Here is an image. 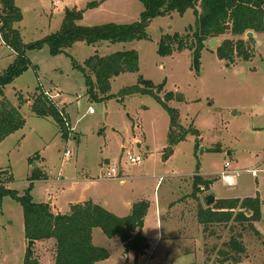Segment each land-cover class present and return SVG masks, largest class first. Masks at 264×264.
Here are the masks:
<instances>
[{
    "label": "rangeland",
    "instance_id": "374dc122",
    "mask_svg": "<svg viewBox=\"0 0 264 264\" xmlns=\"http://www.w3.org/2000/svg\"><path fill=\"white\" fill-rule=\"evenodd\" d=\"M92 1L98 5L87 8ZM15 4L22 14V20L15 26L24 43L58 31L66 9L83 10L78 23L92 26L138 21L144 8L140 0H15ZM193 23L194 15L188 9L182 16L172 13L153 18L146 29L147 39L102 41L94 45L76 41L55 55L50 54L46 44L41 49H29L25 54L30 66L3 87L4 96L11 104L18 103V93L28 100V104L20 107L25 124L0 142V183L5 187L23 194L30 186L32 200L42 202L59 194L69 184L68 179L98 177L90 191L95 189L99 199L118 216L130 212L129 207L125 208L128 201H151L144 233L151 238L148 251L153 253V260L150 262V253L146 252L135 261L134 251H126L125 243L118 237H108L100 228H95L93 244L108 252L105 260L95 264H181L183 261L222 264L218 259L219 250L237 233L245 248L239 264H264L263 202L260 219L253 222V228L233 222L211 225L202 236L193 239L194 251L164 257L168 247L177 252L192 244L184 236L182 223L186 217L197 220L198 202L191 196L197 162L198 173L204 178L215 179L211 188L200 196L203 193H213L218 198L258 195L264 199V33L252 35L254 44L246 35L241 37L249 43L251 58L248 61L237 56L233 60L219 59L216 55V47L225 38L235 41L238 36L223 34L213 38L217 44L211 45V39L205 41L197 74L192 67L190 46L193 38L188 29ZM175 32L184 37L186 48L179 51L173 44L170 55H160L157 48L161 36ZM130 49L138 53L139 70L114 77L108 97L95 89V98H92L73 60L83 64L94 54L104 56ZM14 57L12 50L0 39V74ZM138 75L150 80L154 89L164 82L159 92L161 98L166 92L182 94V101L172 99L167 103L178 110L180 124L195 128L199 136L188 133L184 140L169 145V115L161 104L149 94L121 93L123 88L136 83ZM37 86L59 109L64 106L63 110L69 114V139L61 137L57 124L50 117H39L31 111ZM196 143L199 144L197 148ZM123 148L140 155L141 162L130 163ZM65 150L70 151L66 160ZM31 157H34L32 162ZM225 162L229 164L227 169L237 171L232 174L238 176L235 186H230L220 176ZM33 163L37 167H33ZM110 166H118L122 178L103 177ZM252 168L258 169L256 176L246 170ZM32 172L47 173L49 181L30 182L28 178ZM65 199L64 196L59 198L57 205H63ZM169 203L175 204L172 209ZM191 204L192 214L189 215L185 205ZM156 205L162 211L159 219L155 217ZM172 211L177 213L174 216L177 218L181 217V212L184 214L179 219L167 216ZM161 227L164 233L168 228L176 233L172 244L156 243ZM192 228L196 231L195 226ZM25 238L22 207L10 196H4L0 201V264H23ZM28 243L29 240L26 247ZM31 247L39 264H54L53 239L36 242ZM230 264L235 263L230 261Z\"/></svg>",
    "mask_w": 264,
    "mask_h": 264
},
{
    "label": "trees",
    "instance_id": "16d2710c",
    "mask_svg": "<svg viewBox=\"0 0 264 264\" xmlns=\"http://www.w3.org/2000/svg\"><path fill=\"white\" fill-rule=\"evenodd\" d=\"M143 10L139 20L132 23L108 22L92 26L79 24L83 10L66 9L60 29L40 40L30 43L22 41L20 31L15 26L22 20V14L15 0H0V39L4 45L14 53V60L5 71L0 74V142L25 124L20 107L28 100L18 93V103L11 104L4 96L3 87L11 83L20 73L30 66L25 52L29 49H41L44 44L52 55L61 53L76 41H83L87 45H94L102 41L130 42L147 39L146 29L153 18L157 16L177 13L182 16L188 9L192 10L194 23L188 26L193 38L192 67L198 74L200 54L207 40L230 34L238 36L235 41L225 38L217 47L216 55L219 59L233 60L234 56L248 61L251 58L248 49L249 43L241 37L247 32L264 33V0H140ZM98 2H89L86 7H95ZM183 36L177 32L161 36L157 52L170 55L173 44L181 51L186 48ZM74 67L84 76L85 84L92 98H95V89L104 97H108L111 80L125 72L139 70V56L136 50L116 51L108 55H91ZM164 82L156 89L150 80L138 75L136 83L121 90L122 94L141 93L149 94L166 110L169 115L167 140L169 145H175L185 139L188 133L199 136L193 127L185 128L180 124L179 113L176 108L168 105V101L176 99L182 101L183 96L178 92H166L161 98ZM31 102V111L39 117H50L57 124L61 137H69V123L64 116L63 109L56 104L40 88L36 87ZM195 144V148L198 147ZM34 157L30 158V162ZM199 163L196 164V174L192 176V197L210 189L215 179L203 178L197 174ZM45 174L32 172L29 180L43 179ZM4 196H10L17 201L23 211L24 231L27 240H54V264H95L108 257V252L92 242V231L100 228L108 237H118L125 243V249L133 250L135 261L144 255L148 248V241L141 234L144 219L149 208V201L141 199L132 203L130 212L125 216H118L100 204L88 199L71 204L66 213H53L48 203L34 202L30 195V186L23 194L7 188L0 183V201ZM263 199L256 196L244 198H217L213 205L198 204L197 220L207 231L211 225H227L230 222L247 225L253 228V222L260 219V206ZM258 234V232H256ZM241 235H232L223 248L219 250V261L222 264L241 262L244 252ZM23 264H39L32 247H27L24 253Z\"/></svg>",
    "mask_w": 264,
    "mask_h": 264
},
{
    "label": "crops",
    "instance_id": "0c3cea01",
    "mask_svg": "<svg viewBox=\"0 0 264 264\" xmlns=\"http://www.w3.org/2000/svg\"><path fill=\"white\" fill-rule=\"evenodd\" d=\"M255 35V33H253V36ZM26 104H28V101L26 102ZM64 107V106H63ZM63 107L62 108H60V109H63ZM63 114H64V116H69V114L65 111V109L63 110V112H62ZM69 120V119H68ZM70 121H68V123H69ZM69 125H70V123H69ZM70 135H71V132L69 133V137H70ZM72 138L74 139V140H76L77 138H76V136H72ZM69 139V138H68ZM138 146H140L139 145V143H138ZM36 162V161H35ZM37 167V166H36ZM120 173V172H119ZM197 174H199L200 176H202L203 178H204V176L203 175H201L200 173H198L197 172ZM47 175V173L45 174V176H44V178L43 179H41V180H45V181H49V178H48V175ZM120 177L122 178V175L120 174ZM60 179H63V177L61 176L60 177ZM98 177H86V178H80V177H77V178H71V179H68V180H66V181H68V183L69 184H66L65 185V187H63L62 188V190H61V192H59V194H56V195H52L50 198H49V196H48V200H45V201H42V202H44V203H48L49 204V206H50V209H51V211L53 212V213H66V212H68L69 211V207H70V205L71 204H74V203H78V202H83V201H85V200H88V199H90V200H92L93 202H95V203H98V204H100L102 207H104L105 209H107L108 211H110V212H112V213H114L113 211H111V209H109V207H108V205H107V203L105 202V201H103V200H101V199H99V196L98 195H96V190L95 189H93V192H91L90 191V189H91V187L93 186V185H95V183H97L98 182ZM29 180V179H28ZM30 182L32 181V180H29ZM124 181V180H123ZM211 188V187H210ZM63 194V195H62ZM62 196H64L66 199H65V201H64V204L63 205H57V201H58V199L59 198H61ZM198 197H193L194 198V200L196 201V202H198V204H201L202 206H205V204H204V197L206 196V193L204 194L203 193V195L202 196H200V194H198L197 195ZM201 197V198H200ZM216 199L218 198V197H215ZM132 203H133V201H128V202H126V207L125 208H127V207H129V210H130V208H131V205H132ZM174 205L175 204H172V203H169V207H170V209H172L173 207H174ZM151 206H152V203H151V201H149V208H148V211H147V214H146V216H145V219H144V224H143V227H142V229H141V234L143 235V236H145L146 237V239H147V241H148V247H149V245H150V243H149V241H150V237H148L145 233H144V228H145V225H146V223H147V219H148V215H149V213H150V210H151ZM199 205H197V207H198ZM192 208H193V206H192V204L190 205V206H188V205H185V209H187V213L189 214V215H191L192 214ZM157 211L159 212V214L157 213ZM160 212H162V211H160V207L159 206H157L156 205V215H155V217H156V219H159V217L161 216V213ZM170 213V212H169ZM115 214V213H114ZM184 214V213H183ZM182 212H181V214H179L181 217H182ZM177 215V213L176 212H171L170 214H168L167 216H171V217H173V218H175V219H179V218H181V217H179V218H177V217H174V216H176ZM182 220V219H181ZM181 220H179V221H181ZM171 222H175V221H171ZM160 223H161V221H160ZM168 225H169V223H168ZM182 225L184 226V236H185V238H187V239H190L191 241L190 242H192V244H190V248L189 247H186V248H183V249H180V250H176L177 252H174L173 250H174V248H172V247H168V248H166V250H165V255H164V257L166 256V257H172V256H174V254H177L178 253V255L180 256V255H182V254H185V253H191L192 251H194V249H195V245H194V243H193V239L195 238V236H202V233L204 234V231H203V227H202V225L198 222V220H195V219H192V217H186L184 220H183V223H182ZM195 226L196 227V231H194L195 230V228L193 229L192 228V226ZM199 225V226H198ZM95 229V228H94ZM94 229H93V231H92V238H93V234H94ZM177 237V235H176V233H174V232H172V231H170V229L168 228V230H167V232L166 233H164V230H163V228L161 227L160 228V230L158 231V236H157V238H156V243H157V241H158V243H160V242H162V241H166V242H171V244L173 243V240L175 239ZM26 241H27V239L25 238V250H24V253H25V251H26ZM44 241H46V240H39V241H34V245L36 244V242H44ZM203 240L201 241V246H202V248H203ZM42 245V244H41ZM146 252H148V253H150L149 251H148V248H147V250L145 251V253ZM53 253H54V251H52L51 252V254L53 255ZM153 253L151 254L150 253V258H149V260H150V262L153 260ZM150 262H149V264H150ZM190 263H193L194 264V262L193 261H183V263H181V264H190ZM203 264H205V261H204V263Z\"/></svg>",
    "mask_w": 264,
    "mask_h": 264
},
{
    "label": "built area",
    "instance_id": "2783aa9c",
    "mask_svg": "<svg viewBox=\"0 0 264 264\" xmlns=\"http://www.w3.org/2000/svg\"><path fill=\"white\" fill-rule=\"evenodd\" d=\"M123 151H125L126 158L128 159L130 163L139 164L141 162L142 158L140 155H135L130 150H125V148H123ZM63 156L65 160L68 159V157L70 156V151L65 150L63 153ZM228 166H229L228 162H225L224 169L220 172L221 178L227 183H228L229 178L232 177V174L237 173V171L235 170L227 169ZM246 170L249 171L253 176L257 175L258 169L256 168L246 169ZM118 171H119L118 166H110L107 168L106 172L102 174V176L105 178H112V179L121 178ZM263 204H264V199H263Z\"/></svg>",
    "mask_w": 264,
    "mask_h": 264
},
{
    "label": "water",
    "instance_id": "95a60500",
    "mask_svg": "<svg viewBox=\"0 0 264 264\" xmlns=\"http://www.w3.org/2000/svg\"><path fill=\"white\" fill-rule=\"evenodd\" d=\"M245 35L247 36L249 42H250L251 44H254L255 40H254V38L252 37L253 33H252V32H247ZM209 44H210V45H211V44H217V41L214 40V39H211V40L209 41ZM168 154H169V152H168ZM33 167H36V164H35V163H33ZM215 200H216L215 195H214L213 193H208V194L204 197V204H205V206H211V205L214 204ZM33 243H34L33 240H29L28 247H31V246L33 245Z\"/></svg>",
    "mask_w": 264,
    "mask_h": 264
},
{
    "label": "clouds",
    "instance_id": "9594fccd",
    "mask_svg": "<svg viewBox=\"0 0 264 264\" xmlns=\"http://www.w3.org/2000/svg\"><path fill=\"white\" fill-rule=\"evenodd\" d=\"M237 182H238V176H232L228 180L230 186H235Z\"/></svg>",
    "mask_w": 264,
    "mask_h": 264
}]
</instances>
